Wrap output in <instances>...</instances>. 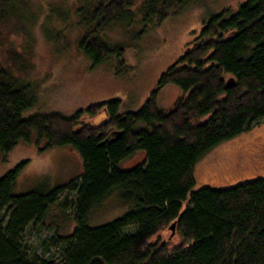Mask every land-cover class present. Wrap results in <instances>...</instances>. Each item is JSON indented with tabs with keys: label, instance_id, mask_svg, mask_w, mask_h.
<instances>
[{
	"label": "trees",
	"instance_id": "obj_1",
	"mask_svg": "<svg viewBox=\"0 0 264 264\" xmlns=\"http://www.w3.org/2000/svg\"><path fill=\"white\" fill-rule=\"evenodd\" d=\"M132 1L95 0L83 15L88 30L77 49L93 69L112 59L127 67L125 49L100 33L132 15ZM195 1L142 0L139 12L161 24ZM10 3L0 0V32L12 16ZM9 56L0 59V152L36 136L44 149L72 150L82 172L66 185L20 190L28 166L22 162L0 179V264H264V180L195 190L194 175L205 155L264 119V0H244L234 13L210 16L137 111L121 112L113 100L70 118L25 115L35 91L14 75L21 61L15 52ZM167 87L180 96L162 109L158 97ZM101 113L104 120L92 123ZM67 191L76 196L75 227L55 235L58 259L30 257L23 235L60 208ZM115 193L129 210L90 226L92 211ZM173 224L177 244L159 235Z\"/></svg>",
	"mask_w": 264,
	"mask_h": 264
},
{
	"label": "rangeland",
	"instance_id": "obj_2",
	"mask_svg": "<svg viewBox=\"0 0 264 264\" xmlns=\"http://www.w3.org/2000/svg\"><path fill=\"white\" fill-rule=\"evenodd\" d=\"M243 1L191 2L174 9L163 23L157 24L156 19L146 22L139 12L142 0H133L132 15L127 14L122 24L100 33L106 42L125 49L127 67L112 59L93 69L77 46L88 30L83 25V15L90 13L95 0H11L7 11L12 16L0 32V59H8L9 53L15 52L21 65L14 68V75L35 91V101L25 115L60 114L70 118L78 110L113 100L120 101L121 112L137 111L154 90L159 76L199 37L203 23L223 11L236 12ZM179 96L177 89L167 87L158 97L159 106L169 109ZM101 115L91 122L104 120ZM45 143L33 136L8 154L0 152V179L22 162L28 166L21 174L20 190L43 183L50 188L66 185L81 174V161L72 150H47ZM194 175L195 190L264 180V119L205 155ZM75 200L72 192L63 193L59 196L60 208L54 207L42 224L28 227L23 241L30 257L58 259L53 240L56 234L70 235L74 229ZM129 208L115 193L92 211L89 224L96 227L109 223ZM159 235L172 244L179 242L170 227Z\"/></svg>",
	"mask_w": 264,
	"mask_h": 264
},
{
	"label": "water",
	"instance_id": "obj_3",
	"mask_svg": "<svg viewBox=\"0 0 264 264\" xmlns=\"http://www.w3.org/2000/svg\"><path fill=\"white\" fill-rule=\"evenodd\" d=\"M170 230L172 231V234H174V224L172 226H170Z\"/></svg>",
	"mask_w": 264,
	"mask_h": 264
},
{
	"label": "flooded vegetation",
	"instance_id": "obj_4",
	"mask_svg": "<svg viewBox=\"0 0 264 264\" xmlns=\"http://www.w3.org/2000/svg\"><path fill=\"white\" fill-rule=\"evenodd\" d=\"M178 98H179V97H178ZM178 98H177V99H178ZM177 99H176V100H177ZM176 100H175V101H176ZM175 101H174V102H175ZM172 105H173V104H171V107H172ZM104 117H105V116H104Z\"/></svg>",
	"mask_w": 264,
	"mask_h": 264
}]
</instances>
